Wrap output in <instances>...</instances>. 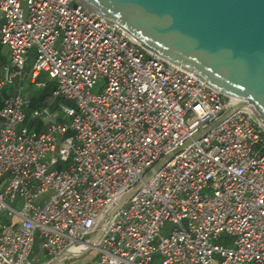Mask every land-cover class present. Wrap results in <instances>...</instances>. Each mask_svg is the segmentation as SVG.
Here are the masks:
<instances>
[{"label": "built area", "instance_id": "1", "mask_svg": "<svg viewBox=\"0 0 264 264\" xmlns=\"http://www.w3.org/2000/svg\"><path fill=\"white\" fill-rule=\"evenodd\" d=\"M0 13V89L44 72L73 102L37 131L21 90L0 97V264H264V131L248 109L76 0ZM37 231L44 262L29 258Z\"/></svg>", "mask_w": 264, "mask_h": 264}, {"label": "water", "instance_id": "2", "mask_svg": "<svg viewBox=\"0 0 264 264\" xmlns=\"http://www.w3.org/2000/svg\"><path fill=\"white\" fill-rule=\"evenodd\" d=\"M76 1L248 109L264 131V0Z\"/></svg>", "mask_w": 264, "mask_h": 264}, {"label": "rangeland", "instance_id": "3", "mask_svg": "<svg viewBox=\"0 0 264 264\" xmlns=\"http://www.w3.org/2000/svg\"><path fill=\"white\" fill-rule=\"evenodd\" d=\"M25 7V5L23 4ZM0 20H3V14L0 13ZM35 54V50H31L28 61H27V66L26 68H30L31 64L33 62V57ZM3 62V63H2ZM6 61H2L1 63L4 64ZM2 64H0V79L4 77L5 72L4 69L1 68ZM40 82H45L46 86H41ZM106 84V78L102 77L99 78L96 81V84L90 89L92 93H99ZM55 82L51 80L46 73H41L40 76L37 78L35 83H30L28 80L27 76H24L22 80L19 81L18 78L14 79L12 84L6 85L1 90H6V93L8 95H14L19 92V90L22 91L23 96L27 98L29 101H31L34 98H42L45 100L46 106H43L40 109H43L44 111L39 115L42 119L43 124H46V122L52 118L54 115L56 118L61 119V112L59 111V105L60 104H67L70 106H73V102L68 101L66 99H61L58 97H54L52 94V91L54 89ZM0 97H3L0 96ZM34 120L33 122L36 121V116L32 117ZM44 126V125H43ZM175 227V225L170 222L166 221L162 228L160 229V234L161 235H168L171 230ZM40 242L41 239L39 238V233L38 231L35 233V238L34 242L32 245V252L29 256L31 259L32 257L37 258V261L44 262L46 258L44 257V252L43 250L40 249ZM222 242V241H221ZM94 256V252L90 251L85 255L80 256L77 259L73 260L74 264H84L85 262L91 264V259ZM161 262V257L157 256L154 257V261L152 264H159Z\"/></svg>", "mask_w": 264, "mask_h": 264}, {"label": "trees", "instance_id": "4", "mask_svg": "<svg viewBox=\"0 0 264 264\" xmlns=\"http://www.w3.org/2000/svg\"><path fill=\"white\" fill-rule=\"evenodd\" d=\"M46 86V84L44 85V87ZM7 96L8 94L6 93V90H1L0 91V96ZM43 106H46V103H45V100L42 99V98H34L30 101V108L31 110L36 108V109H40L42 108ZM31 110H28L27 111V121L29 123V127L30 128H33L37 131H40V127H41V123L39 121H35L33 122L34 120L30 117V113H31Z\"/></svg>", "mask_w": 264, "mask_h": 264}, {"label": "crops", "instance_id": "5", "mask_svg": "<svg viewBox=\"0 0 264 264\" xmlns=\"http://www.w3.org/2000/svg\"><path fill=\"white\" fill-rule=\"evenodd\" d=\"M8 55H9V49L7 48V47H5V46H1L0 47V64H2L1 63V60L2 61H6L7 60V58H8ZM0 106H1V104H0ZM28 110H31V108L29 107L27 110H26V114H27V111ZM33 110H38V109H36V108H34V109H32L31 110V113H30V117L32 118L33 116H32V112H33ZM37 121H39L40 123H41V127H40V129L42 130L44 127H45V124H43V122L41 121V119H36ZM44 125V126H43Z\"/></svg>", "mask_w": 264, "mask_h": 264}]
</instances>
